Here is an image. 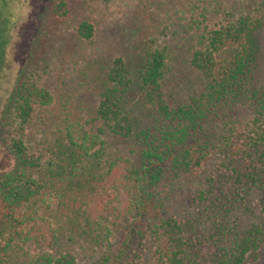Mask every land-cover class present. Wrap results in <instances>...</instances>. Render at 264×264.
Here are the masks:
<instances>
[{"label": "trees", "instance_id": "16d2710c", "mask_svg": "<svg viewBox=\"0 0 264 264\" xmlns=\"http://www.w3.org/2000/svg\"><path fill=\"white\" fill-rule=\"evenodd\" d=\"M16 1L0 0V81ZM194 1L188 22L174 32L188 34L185 45L153 39L134 68L118 57L94 73L95 127L53 108L49 91L30 80L28 68L21 71L0 116L13 158L0 172V264L259 259L264 0ZM54 10L66 15L67 2ZM77 31L89 38L93 25L83 20ZM181 63L202 85L179 102L169 74ZM107 135L122 152L108 151ZM120 220L126 235L113 244ZM39 243L42 249L33 245Z\"/></svg>", "mask_w": 264, "mask_h": 264}, {"label": "rangeland", "instance_id": "374dc122", "mask_svg": "<svg viewBox=\"0 0 264 264\" xmlns=\"http://www.w3.org/2000/svg\"><path fill=\"white\" fill-rule=\"evenodd\" d=\"M58 1L13 2L8 57L0 81V116L15 83L21 78V71L28 68L30 80L51 94L53 108L89 119L97 126L95 110L99 95L94 73L107 70L118 57L134 68L142 61V48L153 39L166 38L185 45L187 42L181 38L188 34L181 30L178 35L174 32L178 25L188 22L187 4L194 0H65L66 15L55 12ZM83 20L93 25L89 38L80 36L77 31ZM260 65L264 68V49ZM169 75L172 97L179 102L202 85L201 75L183 63ZM105 139L108 151L122 152L123 144L109 135ZM12 166V155L1 140L0 131V172ZM124 224V220H120L114 227L110 237L113 244L125 237ZM33 245L42 249L41 243ZM250 264H264V250L259 259Z\"/></svg>", "mask_w": 264, "mask_h": 264}]
</instances>
